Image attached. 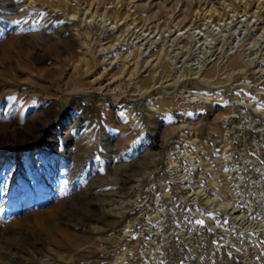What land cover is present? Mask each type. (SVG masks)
Here are the masks:
<instances>
[{"label":"rangeland","instance_id":"rangeland-1","mask_svg":"<svg viewBox=\"0 0 264 264\" xmlns=\"http://www.w3.org/2000/svg\"><path fill=\"white\" fill-rule=\"evenodd\" d=\"M0 264H264V0H0Z\"/></svg>","mask_w":264,"mask_h":264},{"label":"bare ground","instance_id":"bare-ground-1","mask_svg":"<svg viewBox=\"0 0 264 264\" xmlns=\"http://www.w3.org/2000/svg\"><path fill=\"white\" fill-rule=\"evenodd\" d=\"M212 11V10H211ZM210 15V14H209ZM212 15V14H211ZM87 44V43H86ZM239 63V59L236 57L232 60V65H237Z\"/></svg>","mask_w":264,"mask_h":264},{"label":"snow or ice","instance_id":"snow-or-ice-1","mask_svg":"<svg viewBox=\"0 0 264 264\" xmlns=\"http://www.w3.org/2000/svg\"><path fill=\"white\" fill-rule=\"evenodd\" d=\"M17 23H19V21H17Z\"/></svg>","mask_w":264,"mask_h":264}]
</instances>
